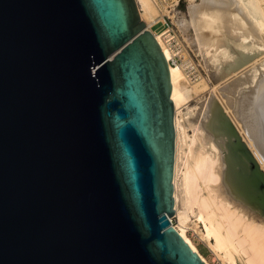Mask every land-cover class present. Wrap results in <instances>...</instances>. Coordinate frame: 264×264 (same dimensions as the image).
I'll list each match as a JSON object with an SVG mask.
<instances>
[{
	"label": "water",
	"instance_id": "95a60500",
	"mask_svg": "<svg viewBox=\"0 0 264 264\" xmlns=\"http://www.w3.org/2000/svg\"><path fill=\"white\" fill-rule=\"evenodd\" d=\"M171 89L135 0H0V264H206L169 220Z\"/></svg>",
	"mask_w": 264,
	"mask_h": 264
},
{
	"label": "bare ground",
	"instance_id": "6f19581e",
	"mask_svg": "<svg viewBox=\"0 0 264 264\" xmlns=\"http://www.w3.org/2000/svg\"><path fill=\"white\" fill-rule=\"evenodd\" d=\"M135 1L140 19L155 37L170 73L175 129L173 215L180 222L179 226H175L169 216L171 225L200 255L186 236L185 229L191 216L206 218L215 240L213 250L222 253V258H228L233 264V250L242 254L247 264H264V230L256 226L257 221L255 225L251 221L256 217L253 211L256 186L246 153L249 151L264 173V61L247 69L256 56L247 50L242 51V42H238L246 36H251L254 43L263 41L264 4L261 0H201V3L190 8L194 41L202 48L199 51L203 53L206 66L216 65L226 56L224 53L221 57L223 53L219 52L217 56L220 59L217 53L208 58L215 46L217 51L225 50L237 55L229 57V62L227 59V62L224 61L228 63L227 66H224V62L221 63L223 66H212L214 73L210 72V75L216 80L215 83L221 82L219 89L226 99L223 100L226 105L215 98L205 103L197 124L200 132L198 139L203 149L191 153L180 118L181 107L193 92L190 80L174 61L175 53L166 41L168 32L155 33L149 29L159 19L154 5L150 0ZM185 22L182 21V25L187 30L188 24ZM184 56L186 58V54ZM237 69L238 72L235 71ZM199 182L204 187L201 188ZM205 188L211 190L201 199L200 193Z\"/></svg>",
	"mask_w": 264,
	"mask_h": 264
},
{
	"label": "rangeland",
	"instance_id": "374dc122",
	"mask_svg": "<svg viewBox=\"0 0 264 264\" xmlns=\"http://www.w3.org/2000/svg\"><path fill=\"white\" fill-rule=\"evenodd\" d=\"M150 2L152 3V6L154 5L153 8H155L154 10L157 11V18L159 19L155 24L151 25L149 29L155 33H162L164 31L168 32V35H166V37L169 36V38L166 41L170 45L172 51H174L175 53L174 61H176L177 65L182 68L185 77L190 80V85L193 89L190 98H188L187 102H185L183 107H181L180 118L182 127L187 137V141L191 148L190 152L195 153L194 151H196L197 149H203V147L200 146L201 142H199L198 139V135L200 134V132L198 131L197 124L201 119L200 116L205 105L208 104L209 100H211L212 98H215L216 100L218 99L219 101L223 102L224 105H226V102H224L226 101V99L222 91L219 89L221 88V86H219L221 82L215 83L216 80L211 76L214 73V66L219 67V65L221 66L223 62L226 61V59L228 61L229 57H237V55H232L230 54V52L228 53V51H223L221 49V51H217V46H215L214 48H212V54L209 55L208 58H211L212 56L214 57L216 53L217 56L219 52L223 53L221 57L224 56V53L226 56L221 60L222 62L216 63V65L212 64L208 67L206 66L207 64L205 62L206 60L204 59L203 53L199 51L202 48L200 49L199 45L196 43V41H194V28L191 26L190 14V8L192 7V5L201 3V0H150ZM261 2L262 4H264V0H261ZM182 21H186L185 23L188 24L187 30L183 27ZM238 42H242V51L247 50L248 52L256 56V58H254V60H252V62L247 65V69H251L257 65H260L262 61H264V39L263 41L254 43L251 36H246L244 38H241V40ZM244 44L246 45V47ZM185 54L186 58L184 56ZM218 59H220V57H218ZM226 62H224V66L228 65V63ZM212 66L214 68H212ZM210 69L213 70L211 71ZM227 71L231 72L229 68H227ZM235 71L238 72L239 69ZM210 72L213 73L211 74ZM216 87L217 89H215ZM231 111L232 110H230V112ZM199 185L201 188L204 187V185H202L200 182ZM210 190L211 188L203 189L200 193V198L204 199L208 195ZM181 191L182 189H180V197L182 196ZM253 211L256 212V217L251 221L253 223H256L257 221L256 226L263 228L264 230V216L260 215V213H258L259 211L255 209ZM190 219L185 229L186 236L198 250L200 255L205 259V261L208 264H230V260L228 258H222V253L218 254V252L216 253V251L213 250V245L215 246V240L214 236L210 234V225L207 219H204L203 217L193 218L192 216L190 217ZM171 220L175 226L180 225L179 218L177 216L172 215ZM259 223L260 225H258ZM207 237H209V239H207ZM223 238L226 241V237L223 236ZM226 243L228 244V241H226ZM231 252L234 260L233 264H247V261H245L246 259L242 254H238L233 250H231Z\"/></svg>",
	"mask_w": 264,
	"mask_h": 264
}]
</instances>
